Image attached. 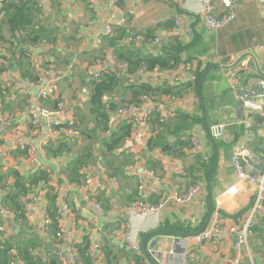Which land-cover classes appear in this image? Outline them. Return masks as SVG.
Segmentation results:
<instances>
[{
	"label": "crops",
	"instance_id": "obj_1",
	"mask_svg": "<svg viewBox=\"0 0 264 264\" xmlns=\"http://www.w3.org/2000/svg\"><path fill=\"white\" fill-rule=\"evenodd\" d=\"M211 1L218 15L227 10L222 0ZM40 2L44 8L39 13V21L54 30L56 40L49 49L42 47L44 54L37 55L39 66L35 72L41 75L42 70H48L49 74L26 95L24 77L15 67L9 71L0 70V172L15 170L20 176L27 177L41 167L49 175L48 184H59L61 167L76 158L81 141L57 156L48 154L45 147L55 145V138L50 137L47 129L48 119L40 117V125L35 126L26 113L37 106L47 107L37 99L39 89L47 82H53L56 87L53 99L63 97L73 109L84 106L88 99L83 91L86 74L109 68L107 55H114L113 47L105 40L110 35L105 34L109 21L127 35L125 43L132 47L142 45L144 51L151 52L152 39L158 38V48L161 43L170 41L174 20L182 17L184 34L180 43L184 49L180 63L172 70L137 72L143 65L131 74L130 80L136 84L149 83L152 87L173 84L176 79L177 84H193L195 74L204 71L197 89L192 85L186 87L177 101L170 102L166 94L153 96V102L159 107L175 106L177 111L198 119L179 139L189 142V135L196 134L202 150L189 157L187 148L185 152L183 148V155L169 154L172 157L169 164L162 165L147 144L135 145L125 150L134 156V162L123 174L114 177L108 171L104 172L99 162L102 158L98 157L99 150L94 149V158L85 172L88 182L81 186L61 185L69 207L68 212L58 218L64 236L56 238L55 242L48 233L43 213L47 204L44 192L40 197L33 194L22 197V219L0 205V226L3 227L0 243L14 236L15 240L32 238L41 258H46L50 249L56 248L63 255L62 264H72L64 253L85 237L89 241L93 264H226L234 251L232 239L223 230L249 208L256 193L254 186L239 182L234 174L231 166L233 146L244 145L254 153L261 167L264 166V136L245 129L242 122L244 108L234 101L230 90L233 81L242 83L264 73V8L252 0H239L233 7L235 18L213 32L196 13L201 0H119L115 8L110 7L109 0ZM3 35H9L6 27ZM137 35H143L145 41L130 39ZM43 62L48 63L47 68L42 67ZM111 96L115 95L112 93ZM121 122L125 121L116 120L114 127ZM220 123L225 124L223 135L210 137L207 130ZM17 131L19 135H16ZM167 140L173 143L178 136L170 133ZM18 143L24 144L25 150ZM172 163L184 164L185 174L173 172ZM146 169L160 176V182L145 176ZM141 176L147 186L157 187L158 193L149 197L150 200L181 193L193 183H198L200 189L189 203L171 201L159 213L128 217V207L136 190L138 193V177ZM114 178L117 184L113 183ZM6 180L11 183L13 178L8 176ZM95 184L102 188L97 189ZM1 185L2 182L0 194ZM232 188L234 192L230 191ZM95 198L102 209L91 205V199ZM215 212L219 216V231L210 239L197 243L195 236L210 225ZM124 217L139 241V253L124 246L118 237ZM253 228L243 248V264H264V215Z\"/></svg>",
	"mask_w": 264,
	"mask_h": 264
},
{
	"label": "trees",
	"instance_id": "obj_2",
	"mask_svg": "<svg viewBox=\"0 0 264 264\" xmlns=\"http://www.w3.org/2000/svg\"><path fill=\"white\" fill-rule=\"evenodd\" d=\"M40 3V0L0 1V16L2 18L0 23V45H4L2 47H5L13 56L18 55L13 67L20 72L22 77L34 81L40 80L41 76L35 72L31 56L44 54L41 51L42 47H48L49 49V45H53L56 40L54 30L45 22L39 21V13L44 8V5ZM4 27L8 29L9 35L7 36L3 35ZM126 38L127 35L124 36V31L112 25V31L109 36L105 37V40L108 45L113 47L115 58L118 61L127 63V69L120 71L109 67L101 72L98 79H93L86 74L87 80L83 81V87L88 99L83 107L74 109L76 136L71 141L68 138L55 139L53 140L55 145L49 144L45 147L48 154L57 156L69 150L72 144L81 141L76 158L61 167L60 177L57 181L59 185L71 183L81 186L87 183L83 168L88 169L94 158L92 154L94 149L99 150L98 157H102L99 162L104 172L108 171L110 175L119 177V174L124 173L125 168L132 165L134 156L126 153L127 151L120 150L130 135V125L121 122L114 129L109 126V118L115 109L127 102H138L139 96L142 94L151 96L159 94L181 95L186 87L191 85L194 89H197L198 84L204 77V71H202L195 74L193 84L171 85L163 83L155 87L144 82L136 84L130 80V77L139 67L144 65L150 72L152 70H172L182 60L181 54L184 48L183 44L171 37L170 41L161 43L162 46L159 48L158 45L152 47L151 52H149L144 51L142 45L132 47L129 43H125ZM146 44L148 45L147 41ZM37 49L40 50L37 52ZM46 65L48 63H42L43 68H47ZM0 70L5 71L1 66ZM112 93L116 97L111 96ZM104 95L109 96L107 101L103 100ZM60 98L62 97L47 98L41 101L47 107L53 108ZM151 122L155 127V134L149 139L148 147L151 150L159 148L170 155L180 156L183 155L181 149L184 148L185 152L189 142L179 138L184 137L182 134L184 135L194 123L198 122V119L178 110L175 115L164 122H160L157 119V113H155ZM170 133L178 136V140L170 143L167 140ZM8 176L13 178L11 183L6 180ZM48 180V173L41 167L27 177L20 176L15 170L6 171L5 173L0 172V182H2L0 205L14 211V214L16 213L18 218L22 219V197L32 194L37 189H44L47 197V214L50 218V223L46 226L51 238L56 242V231L60 215L55 211V204L59 194L56 192V185L48 184ZM137 195L136 190L135 198L131 203L139 201L140 197L139 195L137 197ZM152 201H155V199H152ZM71 247L78 251L81 264H93V260L90 258L91 252H89L87 237ZM49 253L46 258H41L32 238L15 240V236L9 237L0 243V264H10L11 261H14L15 264H62V253L58 252L56 248H51Z\"/></svg>",
	"mask_w": 264,
	"mask_h": 264
},
{
	"label": "built area",
	"instance_id": "obj_3",
	"mask_svg": "<svg viewBox=\"0 0 264 264\" xmlns=\"http://www.w3.org/2000/svg\"><path fill=\"white\" fill-rule=\"evenodd\" d=\"M1 1V0H0ZM119 0H109V5L115 8ZM165 2L167 0H160ZM199 3L196 13L203 19L206 28L210 31H217L218 29L226 26L235 18V12L233 7L235 3L239 0H222L223 4L227 10L222 14H217L215 12L214 4L211 0H201ZM257 3L261 8H264V0H252ZM183 19L181 16L174 20V26L171 29L170 36L175 38L178 42L183 41ZM112 31V23L109 21L106 26L105 34H110ZM134 41H145L143 35H137L130 38ZM160 41L158 38H154L151 41V48L155 47ZM18 55L13 56L9 53L5 47L0 48V66L9 71L13 67ZM37 54L31 56V61H33V66L36 69L39 65L36 62ZM106 61L109 67L113 70L125 71L127 69V63L118 61L113 54H108ZM246 67V64L244 68ZM104 67L99 71H89V77L93 79H98L101 72L104 71ZM137 72L148 73L145 67L139 68ZM41 77L44 78L49 74L48 70H42L40 73ZM34 81L29 78H24L25 88L23 89L26 95L30 94L32 88L38 86L39 81ZM178 79L171 85H175ZM231 95L234 101L240 102L244 108L243 124L248 132H255L260 136H264V73L259 74L257 77H249L245 82L233 81L230 84ZM86 92L85 89L83 90ZM56 87L53 82H47L45 85L39 89L37 93V99H47L55 96ZM167 99L172 101H177L179 99L178 95L166 94ZM108 95H104L103 100L107 101ZM154 97L148 94H142L139 96L138 102H127L119 105L112 116L109 118V126L111 129L115 126L116 120H124L130 125L131 132L129 137L124 142L120 150L125 151L131 149L135 145L145 146L149 139L155 134V127L152 124V116L157 113V119L160 122H164L173 115L176 114L177 109L175 106L171 108H161L153 102ZM74 109L65 100V98H60L53 108L45 106H37L36 108L30 109L26 115L33 125H40L39 118H46L47 129L49 131L50 137L55 139H66L71 140L76 136L75 124L76 118L74 115ZM225 124H216L211 126L207 133L212 138H219L223 135ZM19 135V132H16ZM22 150H25V145L18 143ZM202 150V143L196 134L189 135V146L186 149L187 156L194 157ZM153 156L160 164H169L172 157L162 151L159 148L152 149ZM231 166L233 168L234 174L239 182H246L255 187L256 193L252 203L249 208L241 215L235 218L233 224L223 231L225 235L232 239L234 255L226 260V264H243V248L247 242L249 231L260 223L261 217L264 215V166L261 167L259 160L247 147L242 144H235L232 148L231 156ZM87 172L86 168H83ZM172 171L185 174L186 167L182 163H172ZM144 175L149 176L155 182H160L161 177L158 176L152 170H144ZM138 195L140 199L137 202H133L128 207V217L130 216H147L153 215L161 212L169 202L173 201L180 204H185L191 202L197 195L200 185L198 183H193L187 186L186 190L181 193H175L169 197L159 198L157 201H152L149 197H152L158 193L157 187L151 185L147 186V182L144 176L138 177ZM92 181V179L90 180ZM88 182V180H87ZM113 183L117 184V180L114 178ZM90 185V182H89ZM88 185V187H89ZM97 189L102 188L101 185L95 184ZM56 192H58L59 197L56 202L55 211L58 215L66 214L69 210L67 203L65 202V196L63 195V186L57 184L55 186ZM234 192L235 189L230 190ZM46 191L44 189H37L32 194L35 197L44 195ZM91 205L96 209H102V205L99 201L91 199ZM7 213H10L7 211ZM44 213V223L48 225L50 223V218L47 214L46 205L43 208ZM11 214V213H10ZM218 213L215 212L210 225L202 230L198 235L195 236L197 243H202L205 240L210 239L212 236L216 235L218 230ZM123 227L118 233V237L124 246L133 250L134 252H140V245L138 239L135 237L134 230L131 229L129 221L126 217L122 219ZM0 230L3 227L0 226ZM64 236V228L61 224H58L56 231V238ZM119 240V241H120ZM66 256L70 259L72 264L79 263L78 251L72 247H68ZM91 255V254H90ZM10 264H15L11 261Z\"/></svg>",
	"mask_w": 264,
	"mask_h": 264
}]
</instances>
